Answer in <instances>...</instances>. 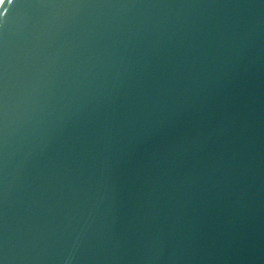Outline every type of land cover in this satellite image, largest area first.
<instances>
[{"label":"water","instance_id":"95a60500","mask_svg":"<svg viewBox=\"0 0 264 264\" xmlns=\"http://www.w3.org/2000/svg\"><path fill=\"white\" fill-rule=\"evenodd\" d=\"M0 264H264V0H4Z\"/></svg>","mask_w":264,"mask_h":264},{"label":"bare ground","instance_id":"6f19581e","mask_svg":"<svg viewBox=\"0 0 264 264\" xmlns=\"http://www.w3.org/2000/svg\"><path fill=\"white\" fill-rule=\"evenodd\" d=\"M3 1H4V0H0V6H1V4H2Z\"/></svg>","mask_w":264,"mask_h":264}]
</instances>
